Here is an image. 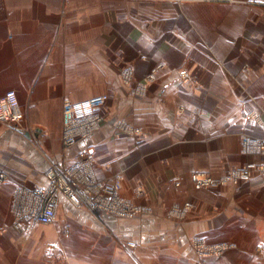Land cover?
Instances as JSON below:
<instances>
[{
    "label": "crops",
    "instance_id": "1",
    "mask_svg": "<svg viewBox=\"0 0 264 264\" xmlns=\"http://www.w3.org/2000/svg\"><path fill=\"white\" fill-rule=\"evenodd\" d=\"M10 91L22 120L0 122V264H264V154L243 143L264 141V0H0ZM101 94L100 128L64 147V101ZM88 152L90 183L121 185L102 205L125 215L60 193L54 223L20 218Z\"/></svg>",
    "mask_w": 264,
    "mask_h": 264
},
{
    "label": "built area",
    "instance_id": "2",
    "mask_svg": "<svg viewBox=\"0 0 264 264\" xmlns=\"http://www.w3.org/2000/svg\"><path fill=\"white\" fill-rule=\"evenodd\" d=\"M64 102L63 141L65 147H72L78 140L86 139L100 128L103 120L100 117V111L108 102V96H95L84 102ZM21 118L18 96L15 91H10L0 99V122L17 125L22 120ZM254 143L251 144L253 150L264 153V141L256 140ZM92 160L93 154L88 152L79 156L73 162V166L66 170L51 169L46 174L49 185L31 191L27 198L28 204L25 205L24 209H21L23 215L20 216H24L28 220L32 219L42 225L52 224L57 217L60 193L77 206H88L90 203L94 209L125 215L127 213L125 210L121 211L112 206L102 205L109 199H119L118 191L121 185L120 182H116L111 187L105 186L103 188L100 184L90 183ZM243 172L246 176L251 175L249 169L243 170ZM242 175V172H233L220 180L213 176L203 178L195 175L194 181L197 186L206 187L217 182L223 184L230 180L239 179ZM5 181H8L7 175L0 171V183Z\"/></svg>",
    "mask_w": 264,
    "mask_h": 264
},
{
    "label": "rangeland",
    "instance_id": "3",
    "mask_svg": "<svg viewBox=\"0 0 264 264\" xmlns=\"http://www.w3.org/2000/svg\"><path fill=\"white\" fill-rule=\"evenodd\" d=\"M202 2H206V3H220L221 2V0H202ZM103 65H106L105 63H102ZM157 68H159V67H157ZM157 68H155L154 70H156V71H158V69ZM160 69V68H159ZM155 71V72H156ZM133 73V71L130 69V67H128V66H126V67H124V69H122V73H121V79L123 80V82L125 83V84H129V82L131 81V74ZM154 72H152L151 73V77H149L148 79H152L153 78V74ZM185 76H187V73H185V72H182V74H181V77H182V79H184V77ZM146 80H147V77H146ZM101 95H106V94H101ZM108 96V95H107ZM92 98V97H91ZM90 99V98H89ZM86 100H88V99H86ZM84 102V101H83ZM107 104V103H106ZM21 122V121H20ZM19 122V123H20ZM18 123V124H19ZM11 124V123H10ZM63 139V138H62ZM257 139H252V138H244L243 139V143H244V148L246 149V150H251V151H255V150H253L254 148H252V145L251 144H255L254 142L256 141ZM63 144H64V141H63ZM246 144V145H245ZM248 146V147H247ZM64 147H65V145H64ZM264 154V153H263ZM78 158V157H77ZM76 158V159H77ZM262 166H260V165H258V164H255V165H250L249 167H246V168H243V169H240V170H232V171H230V172H228V173H226L223 177H221V178H215L213 175H211V174H206V173H196L195 175L196 176H198L199 175V177H203V178H207V177H210V176H213L215 179H218V180H220V179H222V178H225V176H228V175H231L233 172H242L243 173V175L239 178V179H234V180H230V181H227L226 183H228V182H234V181H241V180H249L250 178H251V176H252V174H253V172H255V171H260ZM247 169H249V173L251 174V175H249V176H246V175H244V172H243V170H247ZM240 174V173H239ZM195 177V176H194ZM194 177H193V183H194V185L197 187V188H200V189H202V188H210V187H219V186H223V185H226V183H223V184H218V182L216 183V184H211L210 186H206V187H202V186H197L196 184V182L194 181ZM7 181H5V182H2V183H0V185L2 186L3 184H5ZM178 184V183H177ZM20 218H22V219H25V218H23V217H21L20 216ZM56 219H57V217H56ZM32 220V219H31ZM33 221V220H32ZM54 223V222H53ZM258 251H263V249L262 248H258Z\"/></svg>",
    "mask_w": 264,
    "mask_h": 264
},
{
    "label": "bare ground",
    "instance_id": "4",
    "mask_svg": "<svg viewBox=\"0 0 264 264\" xmlns=\"http://www.w3.org/2000/svg\"><path fill=\"white\" fill-rule=\"evenodd\" d=\"M61 194H62V193H61ZM71 203H72V202H71ZM72 204H73V203H72ZM73 205H74V204H73ZM81 205H84V204H81ZM76 206H77V205H76ZM85 206H87V205H85ZM88 207L94 209L90 203H89ZM94 210H99V209H94Z\"/></svg>",
    "mask_w": 264,
    "mask_h": 264
}]
</instances>
